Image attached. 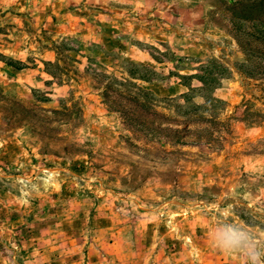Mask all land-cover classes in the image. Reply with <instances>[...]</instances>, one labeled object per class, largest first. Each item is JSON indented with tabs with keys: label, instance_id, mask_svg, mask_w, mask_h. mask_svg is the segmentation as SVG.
Here are the masks:
<instances>
[{
	"label": "rangeland",
	"instance_id": "374dc122",
	"mask_svg": "<svg viewBox=\"0 0 264 264\" xmlns=\"http://www.w3.org/2000/svg\"><path fill=\"white\" fill-rule=\"evenodd\" d=\"M223 222L264 242V0H0V264H245Z\"/></svg>",
	"mask_w": 264,
	"mask_h": 264
},
{
	"label": "clouds",
	"instance_id": "9594fccd",
	"mask_svg": "<svg viewBox=\"0 0 264 264\" xmlns=\"http://www.w3.org/2000/svg\"><path fill=\"white\" fill-rule=\"evenodd\" d=\"M209 239L213 247L225 254L245 256V264H264V242L240 225L223 222Z\"/></svg>",
	"mask_w": 264,
	"mask_h": 264
}]
</instances>
